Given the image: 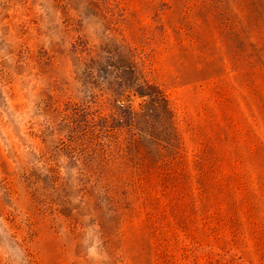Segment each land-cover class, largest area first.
Segmentation results:
<instances>
[{
  "label": "rangeland",
  "instance_id": "obj_1",
  "mask_svg": "<svg viewBox=\"0 0 264 264\" xmlns=\"http://www.w3.org/2000/svg\"><path fill=\"white\" fill-rule=\"evenodd\" d=\"M0 264H264V0H0Z\"/></svg>",
  "mask_w": 264,
  "mask_h": 264
},
{
  "label": "trees",
  "instance_id": "obj_2",
  "mask_svg": "<svg viewBox=\"0 0 264 264\" xmlns=\"http://www.w3.org/2000/svg\"><path fill=\"white\" fill-rule=\"evenodd\" d=\"M140 96H148L152 104H157L160 101L165 102L162 92L157 87L148 85L147 83H145L144 92ZM133 115L139 116L138 113H133Z\"/></svg>",
  "mask_w": 264,
  "mask_h": 264
}]
</instances>
